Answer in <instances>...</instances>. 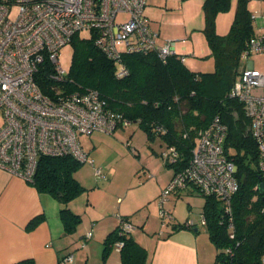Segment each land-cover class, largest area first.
<instances>
[{
	"label": "built area",
	"instance_id": "1",
	"mask_svg": "<svg viewBox=\"0 0 264 264\" xmlns=\"http://www.w3.org/2000/svg\"><path fill=\"white\" fill-rule=\"evenodd\" d=\"M144 5L146 0H0V168L31 181L41 155H70L81 163H92L78 136L95 130L110 132L130 122L110 109L96 90H68L64 83L68 69L58 58L61 46L82 30L88 31L94 45L116 63V78L129 73L123 53L156 51L160 58L176 55L174 40L156 43L157 33L151 31ZM122 14L125 17L118 18ZM248 39L230 96L243 103L258 150V167L264 174V71L249 59L250 54H264V26ZM44 60L50 64L49 76L54 81L49 95L34 79ZM225 135L226 126L217 116L199 130L188 165L173 173L160 193L159 214L165 221L173 219L164 208L168 195L189 184L207 197L222 199L229 223L232 221L229 198L238 184L236 165L223 150ZM176 151L169 146L161 152L166 163L176 162ZM95 174L104 177L100 168ZM204 223L201 213L199 225ZM195 224L187 219L183 225L190 228ZM116 228L117 235L124 236L135 227L118 215ZM91 236L89 229L84 237ZM122 245L116 240L112 247L119 251ZM72 259L73 254L68 253L59 264ZM261 259L264 262V256Z\"/></svg>",
	"mask_w": 264,
	"mask_h": 264
},
{
	"label": "trees",
	"instance_id": "2",
	"mask_svg": "<svg viewBox=\"0 0 264 264\" xmlns=\"http://www.w3.org/2000/svg\"><path fill=\"white\" fill-rule=\"evenodd\" d=\"M229 2L204 0L201 3L204 18L201 29L214 61L212 71L189 69L181 60L184 55L177 52L166 58H160L156 51L133 52L121 55L128 75L116 78L113 59L94 45L92 37L83 38L74 33L69 43L72 53L64 83L68 90H96L110 109L136 122L150 140L158 138L166 148L174 146L179 156L176 162L166 163L172 167V174L188 165L199 130L217 116L226 126L223 150L236 165L238 187L229 198L231 226L222 199L214 195L207 197L191 184L183 189L196 190L203 198L201 212L205 230L216 249L213 264H264L261 259L264 256V192L258 187L264 182V174L258 167V150L247 128L249 118L243 103L230 96V88L241 69L242 50L255 30L247 0H237L229 30L225 34L216 33L215 14L225 10ZM49 71L50 64L44 60L34 76L41 91L48 95L54 83ZM80 164L70 155L38 156L30 181L38 190L54 195L62 203L59 218L66 233L74 232L81 219L65 206L84 189L74 176ZM33 219L30 226L39 221V218ZM184 226L173 224L174 229ZM116 227L104 239V257L113 243L121 240L120 264H143L144 246L130 237V233L118 236ZM18 264L34 263L27 259Z\"/></svg>",
	"mask_w": 264,
	"mask_h": 264
},
{
	"label": "rangeland",
	"instance_id": "3",
	"mask_svg": "<svg viewBox=\"0 0 264 264\" xmlns=\"http://www.w3.org/2000/svg\"><path fill=\"white\" fill-rule=\"evenodd\" d=\"M152 3V0H147ZM179 0H173L170 5L175 6L173 9L169 8V4L166 0H153L155 2L156 9L154 13L147 12L148 7L145 6V15L148 19V24L151 31L158 34L156 37V43L165 42L169 38H175V49L180 51L181 54L186 55L185 66L191 70L200 71H212L214 69V61L208 50L207 41H205V35L202 29H196L195 24H198V19L203 20L202 5L188 3L190 6L184 14L177 5ZM184 1V0H183ZM187 1V0H186ZM236 1L230 0L229 6L215 14V30L218 34H225L229 30L235 10ZM152 3V4H153ZM167 4V5H166ZM188 7V6H187ZM186 7V8H187ZM250 9L254 10V2L249 5ZM155 8V7H153ZM264 12L261 10L260 13ZM125 15H119L118 18H123ZM184 18L187 19L186 26H188V34H175V31L181 33L184 28ZM193 23V28L189 27V23ZM255 30L264 26V17L259 16L253 25ZM80 37L88 38V31H80ZM191 35V37H189ZM59 60L62 67L68 69L70 65V57L72 53V47L70 44L61 46ZM195 47V49L191 48ZM194 52H192V51ZM190 53H194L195 56H191ZM249 59L254 60L255 66L264 71V54L253 53L249 55ZM3 122L2 112L0 110V126ZM249 129V127L247 126ZM79 144L85 152H88V156L93 159L96 168H100V162L107 163L105 168L102 169L105 178L95 176V169L88 162L82 163L77 167L74 176L78 179L79 183L84 188L78 195L83 194L86 200V194L89 193L91 199L93 198L97 203L106 200L107 203H112L116 200V197H120L115 202L114 211L118 212V201L123 200L122 207L126 205L127 199L124 197L125 190L130 187V195L132 197H139L142 194L145 195L143 199L135 206V213L131 217L132 223L135 225L134 229L144 232L152 238H157L160 235H166L169 231L174 229L173 224H184L187 219L197 222L200 208L202 205V196L198 191L193 190L192 193L182 192L179 196L171 193L168 195L167 200L164 202V208L170 210L173 219L164 220L159 214V198L162 188L158 195L154 198V192L149 191V186L155 184L157 179L159 182V170L157 164L162 162V166L168 170L170 176L173 169L171 166L166 165L165 160L162 157V151L165 150V145L155 138L150 140L145 132L140 129L136 122H129L126 125H120L110 132L95 130L90 134H80L78 136ZM98 166V167H97ZM113 167V168H112ZM108 168H112L111 171ZM110 173V174H109ZM168 176V181L171 177ZM161 178V177H160ZM110 179V180H109ZM109 180V181H108ZM130 185L128 186V184ZM165 184V186L167 185ZM103 187L106 192L94 191L92 187ZM163 186V188L165 187ZM129 196V197H131ZM106 203V204H107ZM107 211V210H106ZM114 213V212H113ZM119 214V213H116ZM81 218V217H80ZM83 218V217H82ZM118 219V218H117ZM165 221V222H164ZM199 221V220H198ZM86 217L84 220L78 223V228L81 233H86V229L90 228L91 222H88ZM146 225V229H142L141 226ZM190 228H194L190 227ZM133 229V230H134ZM132 230V231H133ZM131 231V232H132ZM130 232V233H131ZM73 233V232H72ZM136 235V234H134ZM199 247L206 244V262L207 264H213L216 249L208 238L207 231L202 225H199L198 231ZM141 245L143 239L140 240ZM154 245H151L149 251H153Z\"/></svg>",
	"mask_w": 264,
	"mask_h": 264
},
{
	"label": "crops",
	"instance_id": "4",
	"mask_svg": "<svg viewBox=\"0 0 264 264\" xmlns=\"http://www.w3.org/2000/svg\"><path fill=\"white\" fill-rule=\"evenodd\" d=\"M172 1L166 0V3L169 4V8L173 9L175 6L170 5ZM190 2L191 0H179L177 2L182 14L189 8L190 5L188 3ZM203 2L204 0H193L192 3L198 4L199 6ZM251 2H254V10L249 7ZM152 3L146 0L144 7H148L147 12H155L154 10L157 6L154 5L155 2ZM247 8L250 11L252 22L261 15L264 17V12L260 13L261 10H264V0H247ZM183 19L185 23L182 32L179 33L176 30L175 34H188V26H186L187 19L184 17ZM194 26H196V29H201L204 26V22L200 18L198 19V24ZM189 27L193 28L192 22L189 23ZM169 39L174 40V47L175 41L177 40L175 38ZM191 48L195 49V47ZM208 50L210 52L209 47ZM175 51L177 54H181L180 51L176 49ZM190 54L191 56H195L194 53ZM182 55L185 56V63L187 54ZM88 154L87 152V156ZM90 164L95 169L93 159ZM161 164L162 162L157 164L160 174L159 179L161 181L159 182L156 179L155 184L149 186L151 188L148 190L154 192L150 198H154L159 194L161 188L167 183L168 176H170L168 170ZM106 165L107 163L100 162L101 171ZM112 168H108V170L111 171ZM94 175L96 176L95 171ZM76 180L78 181L77 178ZM92 188L95 189V192L98 190L100 192L107 191L99 186ZM129 190L130 187L125 190L124 197L126 199L128 198L126 205L122 207L124 199L118 201V212L116 213L119 214H116L114 211L115 202L120 198L119 196L112 203H107L105 202L106 200L97 203L93 198L91 199L89 193L86 194V200L85 196L80 194L65 205L73 214L80 215L81 221L86 217L87 221L91 222L90 228H87L86 231L91 229L92 236L89 239H85V233H81L77 229L78 226L74 229L73 233H66L63 230L64 227L61 218H59L60 209L63 206L54 195L40 191L29 180H25L16 174L0 168V264H18L20 261L27 259L32 260L34 264H59L63 255L65 256L68 253L73 254V259L64 264H120V252L114 247L109 249L107 255L104 257V239L117 226L118 215L126 216L132 222L131 217L134 216L135 206L143 199L145 196L143 194L146 193L142 191V194H138L140 196L135 198L130 195L131 192ZM185 191L187 193L193 192L191 188H186L172 193L179 196ZM202 206L203 200L200 211H198L197 222L194 226L198 227L197 231L184 226V228L172 229L166 235L152 238L144 232L142 233L134 229L129 236L137 242H141V239L144 241L146 261L143 264H207L205 261L206 244L204 243L205 246L198 248V241L200 240L197 235L199 231L198 220L202 213ZM33 218H39V221L30 226V222L34 220ZM145 226V224L141 226L142 229L145 230ZM203 228L205 229V226ZM152 244L154 245V249L153 251H149Z\"/></svg>",
	"mask_w": 264,
	"mask_h": 264
},
{
	"label": "water",
	"instance_id": "5",
	"mask_svg": "<svg viewBox=\"0 0 264 264\" xmlns=\"http://www.w3.org/2000/svg\"><path fill=\"white\" fill-rule=\"evenodd\" d=\"M259 186V189H260V192H264V182H261L260 184H258ZM194 231H197L198 230V227H194L193 228Z\"/></svg>",
	"mask_w": 264,
	"mask_h": 264
}]
</instances>
